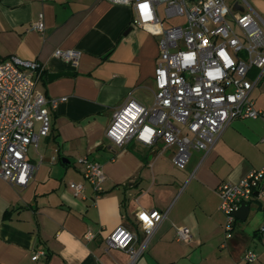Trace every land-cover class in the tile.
Wrapping results in <instances>:
<instances>
[{
    "label": "crops",
    "instance_id": "crops-1",
    "mask_svg": "<svg viewBox=\"0 0 264 264\" xmlns=\"http://www.w3.org/2000/svg\"><path fill=\"white\" fill-rule=\"evenodd\" d=\"M40 13L42 32L31 28ZM133 15L130 6L110 0H0V60L38 62L43 72L35 89L65 97L49 112V133L29 146L27 159L39 166L27 185L0 178V264H127V253L105 238L122 225L136 232L137 245L145 232L136 213L151 209L166 216L134 264H264V181L229 237L217 192L221 182L264 166V120L233 119L210 150H192L183 168L171 161L176 147H165L160 137L123 145L106 137L127 98L145 106L154 99L158 37L131 25ZM56 49L80 55L66 61L53 55ZM51 72L65 73L50 80ZM250 98L264 108V76ZM81 158L101 163L102 193L84 178ZM70 182L82 191L74 195ZM177 226L188 228L189 240H177ZM88 231L95 237L85 238ZM247 250L255 260L243 259Z\"/></svg>",
    "mask_w": 264,
    "mask_h": 264
},
{
    "label": "built area",
    "instance_id": "built-area-1",
    "mask_svg": "<svg viewBox=\"0 0 264 264\" xmlns=\"http://www.w3.org/2000/svg\"><path fill=\"white\" fill-rule=\"evenodd\" d=\"M130 6L131 25L158 37V61L154 70V99L145 106L129 97L112 114L105 135L117 145L131 138L152 144L160 137L165 147L175 146L171 158L183 168L192 150H210L235 118H260L264 108H255L250 91L264 76V18L248 0H110ZM161 6V7H160ZM181 18L165 26V20ZM32 29L42 32L43 15ZM53 55L76 61L80 51L56 49ZM43 67L36 61L12 56L0 60V178L13 186H26L39 166L27 159L31 144L50 130L49 112L65 97H46L35 89ZM84 178L93 190L103 192L105 174L97 160L79 159ZM264 166L249 171L238 181H223L217 187L218 208L224 216L223 229L229 237L235 215L242 203L259 192ZM74 195L83 189L70 182ZM166 211L139 210L138 223L145 232L138 237L122 225L105 238L106 245L128 255L134 264L150 235L165 218ZM264 241V224L260 226ZM177 240L187 241V227H175ZM85 238L95 233L88 231ZM42 251L36 252L37 258ZM243 259L251 262L255 252L247 250Z\"/></svg>",
    "mask_w": 264,
    "mask_h": 264
},
{
    "label": "water",
    "instance_id": "water-1",
    "mask_svg": "<svg viewBox=\"0 0 264 264\" xmlns=\"http://www.w3.org/2000/svg\"><path fill=\"white\" fill-rule=\"evenodd\" d=\"M63 73H65V72H51V73L48 74V79L51 80V79H53V78H55V77H57V76H59V75H61ZM249 209H250V205L249 204L242 203L239 206L238 210L234 212V215L238 219L245 220V218H246V216H247V214L249 212Z\"/></svg>",
    "mask_w": 264,
    "mask_h": 264
},
{
    "label": "rangeland",
    "instance_id": "rangeland-1",
    "mask_svg": "<svg viewBox=\"0 0 264 264\" xmlns=\"http://www.w3.org/2000/svg\"><path fill=\"white\" fill-rule=\"evenodd\" d=\"M235 0H226L228 5L233 4ZM251 6L264 18V0H248ZM41 147V146H40ZM29 155H33L29 152Z\"/></svg>",
    "mask_w": 264,
    "mask_h": 264
},
{
    "label": "trees",
    "instance_id": "trees-1",
    "mask_svg": "<svg viewBox=\"0 0 264 264\" xmlns=\"http://www.w3.org/2000/svg\"><path fill=\"white\" fill-rule=\"evenodd\" d=\"M101 193H102V192H101ZM256 194H257V193H256ZM7 213H8V211H6L4 215L6 216Z\"/></svg>",
    "mask_w": 264,
    "mask_h": 264
}]
</instances>
